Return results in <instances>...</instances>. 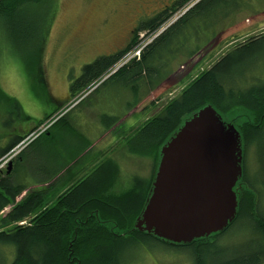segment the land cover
<instances>
[{"label": "trees", "instance_id": "obj_1", "mask_svg": "<svg viewBox=\"0 0 264 264\" xmlns=\"http://www.w3.org/2000/svg\"><path fill=\"white\" fill-rule=\"evenodd\" d=\"M195 1H172L138 23L122 51L84 65L81 75L70 85L66 103L97 85L101 76L141 43L138 36L143 33L146 37H154L145 43L140 58L118 66L93 90L95 92L112 78L122 76L135 97L133 107L167 78L172 70L169 56L172 52L178 49L183 56L193 57L201 48L209 47L210 38H204L201 44L197 41L200 34L208 31L214 35L230 21L234 23L235 16L251 6L250 0ZM187 3L193 5L180 11L178 18L158 32ZM45 4L47 7L39 22L37 14L40 15L39 9ZM55 10L56 0H0V39L9 37L13 43L23 45L35 38L34 52L27 57L39 62L42 43ZM228 19L230 21L226 23ZM191 35L196 39L195 46L186 50L183 47ZM263 52L264 31L243 41H235L209 67L185 84L177 95L123 138L128 153L152 161L145 185L135 176L128 188L115 191L119 171L116 163L108 158L60 194L46 198L40 191L25 192L26 185L19 181L18 163L8 173L7 167L0 169V212L9 208L0 215V245L13 246L15 250L14 259L9 264H123L124 256L130 250L142 254V251L159 246L190 253L191 264H264V210L259 206L264 181L249 179L246 162L252 151L261 161L264 160V69L256 70L264 64ZM23 58L25 60L26 55ZM262 72L263 77L259 78ZM81 100L76 102L77 105ZM208 104L223 119L234 124L242 139V177L236 188L238 209L235 219L224 231L187 245L167 244L151 234L134 230V221L143 208L153 180L161 145L189 114ZM3 106L7 107L8 116V119L3 118L4 124L11 126V115H15L13 106L21 115L22 108L15 98L0 88V113ZM67 113L54 123L62 121ZM43 120H38L36 125ZM25 137L12 132L7 144L0 148V160ZM24 149L18 153L17 160L24 154ZM23 192L24 196L17 201ZM243 220L248 231L256 236L253 244L236 249H217L218 240Z\"/></svg>", "mask_w": 264, "mask_h": 264}, {"label": "rangeland", "instance_id": "obj_2", "mask_svg": "<svg viewBox=\"0 0 264 264\" xmlns=\"http://www.w3.org/2000/svg\"><path fill=\"white\" fill-rule=\"evenodd\" d=\"M172 1L174 0H56V10L42 43L39 62L27 57L34 52L35 38L23 45L13 43L9 37L1 38L0 88L19 102L23 113L22 115L18 114L19 112L13 106L15 115H11L13 121L11 126H8L3 121V118L8 119L7 107H1L0 148L7 144V138L12 135V132L26 135V137L19 146L0 160V165L10 157L9 161L13 160L10 172L16 167L15 163H18L22 172H19L18 176L20 178L22 176L32 177L33 183L32 185L28 183L30 185L28 190H33L44 187V183L50 179H44V176H47L45 169L53 173L52 170L64 165L67 157L70 158L74 152L83 148L84 139L87 140L94 134L93 149H96V152L98 150L109 151L111 155L113 147H116V144L113 146V143H110L114 136L122 137L139 124L141 125L147 117L156 113L167 100L177 95L193 77L209 67L229 49L232 43L243 41L249 36L264 31V0H250V8L239 12L235 16L234 23L228 19L226 23L230 22L227 27L223 26L214 35L208 31L199 35L197 41L200 44L204 38H210L208 45L211 47L209 49L203 47L193 57L183 56L178 49L176 52H172L169 55L172 70L167 78L133 107L131 104L135 97L132 96L128 89L129 86L125 83L126 78L122 76L112 78L95 92L93 90L118 66L131 59L140 58L142 50L134 58L128 56L127 53V56L116 66L101 76L97 85L95 84L94 87L81 94L79 100H82L79 106L70 110L79 100L69 101L65 111H61L65 104L59 105L60 102L68 98L70 85L81 75L84 65L92 63L101 56L122 51L129 43L132 32L138 23L155 15L165 6H169ZM192 3H187L177 11L174 17L158 32L178 18L181 15L180 11L189 8ZM46 7L47 4L39 9L40 15L37 14L39 22ZM153 37H146L143 33L138 36L141 44H145L148 40L150 42ZM192 38L191 35L186 40L187 44L183 47L184 49H192L195 46L196 39ZM25 55L26 59L24 60ZM126 59L127 61H125ZM262 60L264 62V54ZM263 69V63L256 68L257 71ZM262 77L263 72L260 73L259 78ZM67 112L70 113L66 120L52 129V124ZM45 116L46 118H44ZM87 116L92 121L90 128ZM118 116L117 122L115 120ZM42 119L44 120L36 125L37 121ZM96 122L105 124V127L111 126L107 131L96 130ZM33 127H36L35 131ZM70 127L76 131H72L69 129ZM97 128H100V125ZM30 130L31 133L34 132L31 134ZM124 130L126 133L123 134ZM40 134L42 135L39 136ZM78 134H81V139L78 138ZM36 137L40 138L30 147L29 143ZM105 144H107L108 150L105 149ZM23 149L24 154L17 160L18 153ZM125 152L128 153L122 144L117 145L116 154H125ZM252 153H249L246 158L248 177L253 181L254 179L264 181V160L261 161L255 152ZM130 155V157L126 156L122 163H118L120 168L116 191H121L133 184L135 176L143 182V185L149 178L152 161L144 156ZM6 167H8V163L0 169ZM70 171L65 168L57 174L59 180L62 178L59 183L67 180ZM261 192L263 197L259 200V206L264 210L263 186H261ZM6 212L7 210L4 209L0 215ZM255 238L256 236L248 231L247 224L243 220L236 224L230 233L221 237L216 247L220 251L223 250V247L242 248L253 244L251 242ZM255 247L258 248L257 245ZM14 256L13 246L0 245V264H9ZM124 257L125 263L123 264H191L192 260L190 253L186 251L168 249L163 246L151 248V251H142V254L130 250Z\"/></svg>", "mask_w": 264, "mask_h": 264}, {"label": "water", "instance_id": "obj_3", "mask_svg": "<svg viewBox=\"0 0 264 264\" xmlns=\"http://www.w3.org/2000/svg\"><path fill=\"white\" fill-rule=\"evenodd\" d=\"M242 156L239 131L212 105L189 114L160 147L133 229L171 245H187L224 231L237 214Z\"/></svg>", "mask_w": 264, "mask_h": 264}, {"label": "crops", "instance_id": "obj_4", "mask_svg": "<svg viewBox=\"0 0 264 264\" xmlns=\"http://www.w3.org/2000/svg\"><path fill=\"white\" fill-rule=\"evenodd\" d=\"M73 102H75V101H73ZM61 104H59V105H63V104H65L66 103V101L64 100V101H62V102H60ZM63 103V104H62ZM74 104V103H73ZM65 105H67V103L65 104ZM64 105V106H65ZM80 104H75V106L74 107H72V109H70V110H73L74 108H76L77 106H79ZM61 109H63V107L61 108ZM56 110H57V108H56ZM65 111V110H64ZM53 112H54V110H53ZM69 113L70 112H68V114L66 115V117L69 115ZM66 117L62 120V121H60V122H58V123H54L53 125H52V129L55 127V126H57V125H59V124H61L62 122H64L65 120H66ZM118 120H119V116L118 117H116V121L118 122ZM87 121H88V125H89V128L91 127V125H92V121H91V119L87 116ZM115 122V121H114ZM96 124V127H95V129L97 130H104V131H107V130H109V128H110V126L111 125H107L106 127H105V124H102L101 122H96L95 123ZM68 125V124H67ZM98 125H100V128H97V126ZM67 127H69V126H67ZM69 129H71L72 131H76V130H74L72 127H70ZM95 133H96V131H95ZM124 133H126L125 132V130L123 131V134ZM130 133V131L127 133V134H129ZM126 134V135H127ZM126 135H123L122 137L121 136H114V138L112 139V141L110 142V143H113L112 145L114 146L115 144H116V147L114 146L113 147V150H112V154L110 155L109 154V151H106L105 152V150H98L97 152H96V149H93V144H94V138H95V134L92 136V137H89V138H87V140L86 139H84V141H85V144H84V146H83V148H81L78 152H74L73 153V155L69 158V157H67L66 158V162L64 163V165H61L60 167H58L57 169H55V170H52L53 171V173H51L49 170H46L45 169V174L47 175V176H44L45 178V180H48L49 178V180L48 181H46L45 183H44V187H42V188H39V189H33V190H28V188H29V186L30 185H28V183H31V185H32V181H31V178L32 177H29V176H26V177H24V176H22L21 178H20V182L22 183V184H25L26 185V190H25V192L27 191V192H30V191H40V192H42L43 194H44V196L46 197V198H51L54 194H60L61 192H63L66 188H68L70 185H72L73 183H75L76 181H78L80 178H82V177H84L86 174H89L102 160H104V159H108V158H111L115 163H116V165H117V167H118V170H119V164L118 163H122L123 162V160H125L126 159V156L127 157H130L131 155L129 154V153H126L125 152V154H120V155H118V154H116V149H117V145H119V144H122V146L124 147V145H123V138L126 136ZM40 138V137H39ZM38 138V139H39ZM78 138L79 139H81V134H78ZM84 138V137H83ZM86 138V137H85ZM37 139V140H38ZM36 140V141H37ZM111 145V144H110ZM105 149H107L108 150V148H107V144H105ZM91 151H93V152H95V153H92ZM108 152V153H107ZM19 167V166H18ZM68 169V170H71L70 171V175H67V180L65 181V182H63V181H61L60 183H59V181L62 179V178H60V180L58 179V177H57V174H59V172L62 170V169ZM27 171V170H26ZM18 172H21V170H20V167L18 168ZM22 173V172H21ZM26 175H29V174H26ZM58 180H57V179ZM29 179V180H28ZM35 179V178H34ZM28 181V182H27ZM118 181H119V172H118V178H117V180H116V182H115V186H114V190H115V187H116V185H117V183H118ZM126 188H128V187H126ZM125 188V189H126ZM124 190V189H123ZM116 191V190H115ZM122 191V190H121ZM25 192H23L16 200L17 201H19L23 196H24V194H25ZM49 200V199H48ZM5 210H9V208H5ZM4 211V210H3ZM4 214V213H3Z\"/></svg>", "mask_w": 264, "mask_h": 264}, {"label": "built area", "instance_id": "obj_5", "mask_svg": "<svg viewBox=\"0 0 264 264\" xmlns=\"http://www.w3.org/2000/svg\"><path fill=\"white\" fill-rule=\"evenodd\" d=\"M144 43L143 44H138V45H136L132 50H130L129 52H128V56L130 55V57H132V58H134V56H138L139 55V53H140V51L142 50V48L144 47ZM126 55V56H127ZM129 57V58H130ZM128 58V59H129ZM125 61H127V59L125 60ZM125 61H123V62H125ZM9 159H10V157H8V158H6L5 159V161L0 165L1 167L3 166V165H5V164H7L8 162H9ZM0 167V168H1Z\"/></svg>", "mask_w": 264, "mask_h": 264}, {"label": "flooded vegetation", "instance_id": "obj_6", "mask_svg": "<svg viewBox=\"0 0 264 264\" xmlns=\"http://www.w3.org/2000/svg\"><path fill=\"white\" fill-rule=\"evenodd\" d=\"M210 47H211V45L207 49H209Z\"/></svg>", "mask_w": 264, "mask_h": 264}]
</instances>
